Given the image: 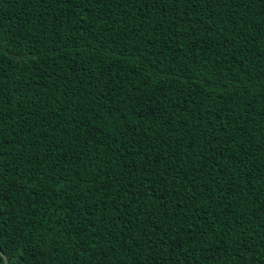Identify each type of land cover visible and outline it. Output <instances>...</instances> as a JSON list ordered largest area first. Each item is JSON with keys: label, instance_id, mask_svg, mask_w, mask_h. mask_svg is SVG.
I'll list each match as a JSON object with an SVG mask.
<instances>
[{"label": "trees", "instance_id": "trees-1", "mask_svg": "<svg viewBox=\"0 0 264 264\" xmlns=\"http://www.w3.org/2000/svg\"><path fill=\"white\" fill-rule=\"evenodd\" d=\"M264 264V0H0V264Z\"/></svg>", "mask_w": 264, "mask_h": 264}, {"label": "water", "instance_id": "water-1", "mask_svg": "<svg viewBox=\"0 0 264 264\" xmlns=\"http://www.w3.org/2000/svg\"><path fill=\"white\" fill-rule=\"evenodd\" d=\"M4 263H5V264H7V261H6V259H5V258H4Z\"/></svg>", "mask_w": 264, "mask_h": 264}]
</instances>
